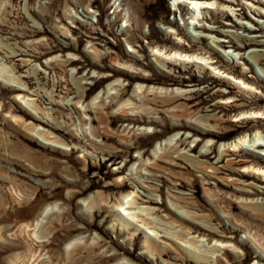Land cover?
Here are the masks:
<instances>
[{
    "label": "rangeland",
    "instance_id": "obj_1",
    "mask_svg": "<svg viewBox=\"0 0 264 264\" xmlns=\"http://www.w3.org/2000/svg\"><path fill=\"white\" fill-rule=\"evenodd\" d=\"M231 1L194 19L175 0H0V264H264L248 206L264 194L226 167L259 154L233 144L263 143L264 125L224 108L191 122L216 89L264 107V46L240 38L264 42V16ZM177 45L246 72L258 97L155 59Z\"/></svg>",
    "mask_w": 264,
    "mask_h": 264
},
{
    "label": "bare ground",
    "instance_id": "obj_2",
    "mask_svg": "<svg viewBox=\"0 0 264 264\" xmlns=\"http://www.w3.org/2000/svg\"><path fill=\"white\" fill-rule=\"evenodd\" d=\"M249 2H246L249 8L251 10L260 15L264 16V6H260L259 4H264V0H248ZM176 3L181 4V2H187L189 4V7L191 6L192 9H198L196 12H193L194 19H199L200 15L198 14L199 8L200 9H209L212 8L213 5H215L218 8H222L221 6H225L228 8H231L233 5V2L231 0H175ZM195 11V10H194ZM198 11V12H197ZM225 11H223V14ZM238 15L242 16V13H238ZM215 29H213L214 31ZM176 30L174 31V33ZM243 41H245L244 47H246L249 44H260L264 46V42L256 39V38H247L242 37ZM233 42V41H230ZM218 44H222L221 41H219ZM153 55L155 56V59H158L160 62L162 61L165 66H168L169 64H176V65H187V66H196L201 71L211 70L217 77L219 78L220 82L223 84L233 85L240 90V92H247L251 95V97L257 98L258 95L255 93V91L259 90V82L253 78H250L246 75V72L244 71H237L234 69V67L231 66H225L220 60H214L210 55H207L206 52L202 51H190L185 48H183L181 45H177L176 50L169 51L166 48L160 49L155 48L152 49ZM254 55L258 58V60L264 64V54L255 52ZM243 55L241 56V58ZM144 79V78H143ZM149 79V78H148ZM206 89V88H205ZM230 91L222 90V89H216L214 92L215 96H219L221 99L217 101V103L213 106H210V108L204 110H200L199 115H195L191 122L193 123H199L204 122L208 123L211 127L217 126L219 123L225 121V119L221 116H219L216 113H210V114H200L201 111L206 112H214L217 111L220 108L226 109L225 111H235L238 112V114L234 115L235 120H240V122L248 123L251 121L259 122L260 126H263L264 124L261 123V120L264 119V107L254 104L253 102L250 103H243L239 102V98H230ZM179 94V93H178ZM180 95V94H179ZM183 95V94H181ZM180 95V96H181ZM19 96V94H18ZM187 97V96H186ZM235 97V96H234ZM172 99V98H171ZM165 100V99H164ZM170 101V100H169ZM187 105V104H186ZM191 110V109H190ZM243 119V120H242ZM242 120V121H241ZM261 132H264V128L261 129ZM258 132V133H257ZM254 135L252 134H246L243 137H240L238 140H236L233 144L235 150L241 151L245 143L247 142H253L252 146L257 148L256 150L259 154H251L249 157L251 158H239L234 161L229 160L228 163H226L227 169L232 173L236 172V169L238 167V170L236 174H239L240 177H244V180L239 181L240 184H244L246 187L250 189H245L242 191H246L245 194H264V191L261 193H258L255 191V186L252 182L247 183V179L251 178L257 182H263L264 181V142L259 141L260 131H257ZM208 135H215L216 133L214 130L206 132ZM96 144V143H95ZM209 154V152H206V154ZM226 154V151L222 152V155ZM203 155V154H202ZM221 155V157H222ZM243 155L247 156L245 153ZM261 155V156H259ZM235 166V168H234ZM217 170V168H216ZM121 204V198L119 205ZM248 206L257 209L258 212L251 215L252 218H259L264 220V202H250L248 203ZM110 207L113 209L115 206L114 204H111ZM117 209V206H116ZM47 210L45 208L44 212ZM230 218L234 219L236 218V215L233 214L231 211L229 212ZM239 216H237L238 218ZM145 221H147L144 218ZM148 222V221H147ZM247 224V223H246ZM248 230H251V226L248 224ZM70 246L73 247L74 244L71 242ZM144 246H146L148 251H151L152 249V243H145ZM163 248V251H165L164 246H160ZM101 256V255H100ZM261 255V253L259 254Z\"/></svg>",
    "mask_w": 264,
    "mask_h": 264
}]
</instances>
